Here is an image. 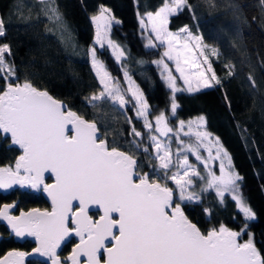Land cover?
Segmentation results:
<instances>
[{"label":"snow or ice","instance_id":"6c2138e0","mask_svg":"<svg viewBox=\"0 0 264 264\" xmlns=\"http://www.w3.org/2000/svg\"><path fill=\"white\" fill-rule=\"evenodd\" d=\"M38 2L49 5L51 18L61 19L58 8L51 7L54 0ZM184 7L191 8L188 0H164L155 14H146L155 40L159 41L156 45L149 38V46L165 47L161 58L153 63L160 68V75L171 90L173 117L179 107L176 93L199 92L221 85L205 55L208 46L202 43L203 37L194 35L187 26L175 33L168 30L169 17ZM106 12L108 9L101 8L100 16L92 17L93 21L105 20L106 25L110 24ZM140 23L142 28L146 27L143 19ZM4 35L5 22L0 17V37ZM97 43L103 47L99 24ZM108 43L115 60L123 61L125 51L111 40ZM212 54L217 51L213 49ZM11 55L9 44H0V79L6 85L0 91V133L10 136L12 145H18L22 154L14 165L0 167V188L18 184L42 190L51 198L52 207L50 211H21L18 216L10 214L14 204L0 208V218L7 221L16 237H34L37 243L31 253H5L0 256V264H25L26 257L34 253L48 257L51 264H264V256L251 239L240 242L247 223L239 231L221 224L205 233L181 206L201 199L192 191L195 178L204 182L202 192L214 189L221 203L226 193L231 194L246 221L256 216L240 194L239 182L243 177L234 170L232 158L219 137L200 130L205 124L204 116L187 124L179 120L176 128L169 125L170 116L165 111L152 116V107L128 71L123 73L127 83L123 87L107 71L104 62L97 59L96 49H90L92 68L101 89L86 98L87 104L96 108L99 103H108L125 114L132 149L158 162L150 165L151 173H141V162L129 152L111 146L95 120L85 119L28 80L13 83L12 79L19 77L14 63L6 60ZM168 62L174 64L179 77L173 74ZM233 74L230 70L229 76ZM178 78L187 85L186 89L177 85ZM249 80L255 87L251 77ZM130 106L144 132L137 130L133 117L126 115ZM183 137L190 142L186 143ZM173 138L177 144L175 151ZM189 154L203 166L205 174L190 163ZM216 162L219 175L213 169ZM46 173L54 177V183H45ZM150 174L159 179L150 180ZM169 181L175 191L168 186ZM93 208L101 213L98 218L90 214ZM73 236L79 238V243L62 260L57 250Z\"/></svg>","mask_w":264,"mask_h":264},{"label":"trees","instance_id":"16d2710c","mask_svg":"<svg viewBox=\"0 0 264 264\" xmlns=\"http://www.w3.org/2000/svg\"><path fill=\"white\" fill-rule=\"evenodd\" d=\"M163 4L164 0H54L51 7L58 8L61 16L56 20L51 18L49 5L38 0H0V17L5 22L0 44H9L12 55L6 60L14 63L19 77L12 82L28 80L64 101L72 111L95 120L111 146L130 152L141 162V173L152 171L150 165L157 163L132 149L125 114L108 103H99L96 108L87 104L86 98L101 89L92 68L90 49H96L97 57L115 78L123 80L124 70L128 71L144 92L152 115L170 112L172 93L153 63L160 57V50L147 48L140 23L143 16L157 12ZM188 4L191 8L184 7L170 16L168 27L178 32L187 26L194 35H201L206 44L219 49L217 56L211 57V67L221 85L176 93L179 107L173 122L205 117L206 131L219 137L235 170L243 177L239 191L256 216L246 221L230 194H225L221 203L214 190L202 193L199 202L183 204V209L205 233L221 224L239 231L247 223L246 234L240 240L252 238L264 256V0H188ZM102 6L119 19L111 28L110 38L126 53L121 62L108 49L95 45L91 18ZM230 70L234 73L231 76ZM5 86L0 79V91ZM126 115L133 117L137 130L144 132L132 110L128 109ZM105 124L111 127L107 130ZM21 153L10 137L0 133V167L13 165ZM7 204H16L17 212L50 208L41 192L19 187L0 191V207ZM92 215L97 217L98 213ZM0 235V256L12 249L33 247L30 241L17 242L3 224ZM67 247L69 252L71 244Z\"/></svg>","mask_w":264,"mask_h":264},{"label":"rangeland","instance_id":"374dc122","mask_svg":"<svg viewBox=\"0 0 264 264\" xmlns=\"http://www.w3.org/2000/svg\"><path fill=\"white\" fill-rule=\"evenodd\" d=\"M102 8H104V9H108V12H106L105 13V16H107V17H109V19L111 20V23L110 24H107L106 25V22H105V20H99L98 22H96V21H93V19H92V22H93V24H94V28H95V45H96V47H99V48H101V49H108L110 52H112L113 53V55L115 56V53H114V50H113V48L109 45V43H108V41L109 40H111L112 41V39L110 38V31H111V28L113 27V25L114 24H116L117 23V21L119 22V19L117 18V17H115L113 14H112V12H111V10L107 7V6H102ZM100 13H101V11L98 13V14H96V15H94V16H100ZM153 14H155V13H153ZM94 16H92V17H94ZM170 18V17H169ZM141 19H143L144 20V24H145V26L146 27H144V28H142L141 27V35H142V38H143V41H144V43L146 44V46H147V48H149V49H153L154 50V52H157L158 51V49L160 50V57H158V58H156V60H158V59H160L161 58V55H162V53L165 51V47H163V46H156V47H151V46H149V38H151L152 39V41L156 44V45H159V41H156L155 40V33H152V31H151V29H152V25H151V23L149 22V20H148V17H147V15H145V16H143ZM168 22H169V19H168ZM97 24H99V31H100V34H101V41H102V43H103V47H101V44L100 43H97ZM167 27H168V25H167ZM168 30L169 31H171L170 29H169V27H168ZM172 32V31H171ZM175 33V32H174ZM199 36H201V35H199ZM114 44H116V45H118L117 43H115L114 41H112ZM202 43L204 44V45H207L208 47L205 49V55H207L208 56V61L211 63V57L212 56H215V55H213L212 54V50L213 49H215L216 51H217V54L219 53V49L216 47V46H212V45H208V44H206L204 41H202ZM119 47H120V45H119ZM121 49H122V47H120ZM217 54H216V56H217ZM125 55H126V53H125ZM90 58H91V55H90ZM97 59H99L98 57H97ZM201 59H203L202 57H201ZM100 60V59H99ZM118 62H121V61H118ZM167 62V61H166ZM169 63V66L170 67H172L173 68V74L174 75H176L177 77H179V74L178 73H175V71H174V64L172 63V62H168ZM91 64H92V58H91ZM212 66V65H211ZM158 67V66H157ZM204 68L205 69H207V64H204ZM158 70H159V72H160V68L158 67ZM108 71V70H107ZM109 72V71H108ZM95 73V72H94ZM110 73V72H109ZM209 76H211V73L209 72V73H207ZM113 76V75H112ZM114 77V76H113ZM98 79V78H97ZM133 80V79H132ZM165 82V81H164ZM120 83H121V85L123 86V87H127V83H126V81L124 80V78H123V80H120ZM165 84H166V82H165ZM177 85L179 86V87H181V88H183V89H186L187 88V85H185L184 84V82L182 81V80H180L179 78L177 79ZM166 86H167V84H166ZM193 86H195V84L193 85ZM142 90V89H141ZM201 90H204V89H201ZM171 91V90H170ZM145 95V94H144ZM112 106V105H111ZM112 107H114V106H112ZM117 111H119L116 107H114ZM128 109H130V110H132V112L134 113V110L131 108V106L128 108ZM120 112V111H119ZM121 113V112H120ZM122 114V113H121ZM165 114L166 115H168V116H170V119H169V125L170 126H172L173 128H176V126L178 125V122H173V116L171 115V111L170 112H166L165 111ZM155 115H157V114H155ZM152 116H154V115H152ZM190 121H193V122H196L197 121V118H195V119H193V120H190ZM140 122V121H139ZM186 122V124H187V122L188 121H185ZM141 123V125H142V122H140ZM98 124V123H97ZM205 125V124H204ZM98 126H99V124H98ZM105 127H106V129L108 130L110 127H111V125H109V124H105ZM200 130L201 131H205L206 129H205V127L203 126V127H201L200 128ZM101 131H102V129H101ZM185 131H187V127L185 128ZM196 131V123H194L193 124V132H195ZM103 132V131H102ZM184 139H185V142L186 143H188V142H190L189 141V139L187 138V137H183ZM108 139V138H107ZM108 141H109V139H108ZM145 143H147V141H146V138H145ZM109 144H110V141H109ZM128 144V143H127ZM128 145H130V144H128ZM176 147H177V144H176V142H175V139L173 138V141H172V148H173V150L175 151V149H176ZM122 150V149H121ZM152 150V149H151ZM127 152V151H126ZM202 152H203V150H202ZM129 154H131L130 152H129ZM132 155V154H131ZM203 155H207V153L206 152H203ZM189 161H190V163H193L194 165H197L198 167H200V170H201V172H202V174H205L204 173V169H203V166L202 165H200L199 164V162L198 161H196L195 160V157L194 156H192L191 154H189ZM156 163H158L157 161H156ZM15 164V163H14ZM13 164V165H14ZM6 167V166H5ZM234 167V166H233ZM213 169H214V171H216V174L217 175H219V167H218V162H216V164H214L213 165ZM234 170H235V168H234ZM151 171V170H150ZM150 171H147V173H151ZM173 171H175V169H173ZM236 171V170H235ZM237 172V171H236ZM149 178H150V180H153V179H159V177H157V176H152L151 174H150V176H149ZM161 183H164V181H160ZM194 184H195V187L192 189V191H194V192H196L197 194H199L200 195V197H201V195H202V193H204V192H206V191H204V192H202L201 191V188L204 186V182L203 181H200L199 179H195L194 178ZM168 186L169 187H173L174 188V191H175V186H174V184L172 183V182H168ZM17 187H19V188H22V189H29L30 191H33V192H37V193H39V192H41V190H38V189H32V188H25L26 186H20V185H13L11 188H8V189H2V188H0V191L2 190V191H9V190H12V189H14V188H17ZM210 190H214V189H210ZM215 191V190H214ZM226 194H229V193H226ZM241 194V193H240ZM177 195H178V192H177ZM231 195V194H230ZM232 196V195H231ZM201 200V199H200ZM200 200H198V201H191V202H184V203H181L179 200H177L176 202L177 203H181V206H182V208H183V204H185V203H193V202H199ZM14 205H16V204H14ZM3 208V207H2ZM10 211V214L11 215H13V212H14V208L13 209H11V210H9ZM1 235H0V239H1ZM240 239V238H239ZM251 240H252V238H251ZM248 241V240H247ZM240 242L241 243H243L241 240H240ZM246 242V241H245ZM252 242H253V240H252ZM68 256H66V257H63L64 259H66Z\"/></svg>","mask_w":264,"mask_h":264},{"label":"water","instance_id":"95a60500","mask_svg":"<svg viewBox=\"0 0 264 264\" xmlns=\"http://www.w3.org/2000/svg\"><path fill=\"white\" fill-rule=\"evenodd\" d=\"M42 90V89H41ZM47 91V90H46ZM48 92V91H47ZM51 96H53L50 92H48ZM54 97V96H53ZM55 99H57L56 97H54ZM57 100H59V99H57ZM61 101V100H60ZM65 105H67L64 101H62ZM68 106V105H67ZM69 108V107H68ZM86 119V118H85ZM71 134V133H70ZM8 137H10V136H8ZM13 146H15V147H17V148H19V146L18 145H13ZM121 150V149H120ZM121 151H125V150H121ZM22 152V151H21ZM126 152V151H125ZM22 154V153H21ZM45 183H49V184H52V183H54L55 182V180H54V177L50 174V173H46L45 174ZM49 178H51V181L50 182H48V179ZM25 188H30V187H25ZM25 190H29V189H25ZM41 193H42V195L44 196V198L47 200V202L49 203V205H50V208H48V210L50 211L51 210V207H52V205H51V198L47 195V193H45V192H43L42 190H41ZM34 209H40V208H34ZM40 210H45V209H40ZM29 211V210H28ZM28 211H24V212H28ZM94 212H97L96 210H95V208H93L92 209V211L90 212V214L92 215V213H94ZM185 212V211H184ZM99 214H98V216L101 214L100 212H98ZM20 214V213H19ZM18 214V215H19ZM18 215H14V216H18ZM185 215L188 217V215L186 214V212H185ZM94 218H98V217H94ZM189 218V217H188ZM190 219V218H189ZM191 220V219H190ZM0 221L4 224V225H6L7 226V228H8V230L10 231V233H11V235L12 236H15L13 233H12V231H11V228H10V226H8V224H7V221H5V220H3L2 218H0ZM192 221V220H191ZM193 222V221H192ZM193 223H195V222H193ZM196 224V223H195ZM197 225V224H196ZM71 226V225H70ZM197 227L199 228V226L197 225ZM201 230V229H200ZM202 231V230H201ZM203 232V231H202ZM16 237V236H15ZM74 237V236H73ZM17 238V240L18 241H23L24 239H27V238H32L33 240H34V242L36 243V241H35V238L34 237H30V236H27V237H16ZM76 239H77V243H79V238L78 237H75ZM70 239V238H69ZM69 239H67L64 243H62V245H61V247L57 250V254L60 252V250L62 249V247L64 246V244L69 240ZM36 247H37V243H36ZM75 247V246H74ZM73 247V248H74ZM32 252V251H31ZM30 252V253H31ZM71 255V254H70ZM69 255V256H70ZM40 258V259H42V260H47L48 259V257H45V256H42V255H40V254H32L31 256H28V257H26V259L27 258ZM26 259H25V264H26Z\"/></svg>","mask_w":264,"mask_h":264},{"label":"flooded vegetation","instance_id":"af4514ba","mask_svg":"<svg viewBox=\"0 0 264 264\" xmlns=\"http://www.w3.org/2000/svg\"><path fill=\"white\" fill-rule=\"evenodd\" d=\"M0 208H2V207H0ZM21 211H19V212H17L16 211V207L14 208V212H13V215H18L19 213H20ZM98 213V212H97ZM99 214V213H98ZM94 217V216H93ZM98 217V216H97ZM0 224H3L1 221H0ZM4 225V224H3ZM6 226V225H5ZM7 227V226H6ZM10 235H11V233H10ZM12 236V235H11ZM13 237H15V236H13ZM15 240L17 241V242H19V243H26V242H31L32 244H33V247L30 249V250H26V249H20V248H16V249H12V250H17V251H22V252H31L32 251V249L33 248H35L36 247V243L34 242V240L32 239V238H27V239H24L23 241H18L17 240V238L15 237ZM73 240H75V242H73ZM77 239L75 238V237H71L65 244H64V246L62 247V249L60 250V252L58 253V255L60 256V258L62 259V260H64V258L63 257H66V256H68L69 257V255L71 254V252H72V249H73V247L77 244ZM71 244V249H70V251L69 252H67V250H68V247L67 246H69ZM12 250H10V251H12ZM9 252V251H8ZM26 264H51V261L49 260V259H47V260H42V259H40V258H27L26 259ZM69 264H70V262H69Z\"/></svg>","mask_w":264,"mask_h":264}]
</instances>
